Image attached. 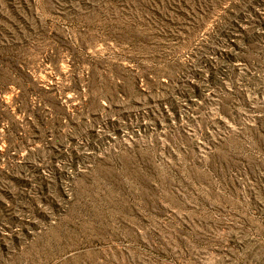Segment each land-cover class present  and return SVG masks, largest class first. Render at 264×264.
I'll list each match as a JSON object with an SVG mask.
<instances>
[{"label": "rangeland", "instance_id": "1", "mask_svg": "<svg viewBox=\"0 0 264 264\" xmlns=\"http://www.w3.org/2000/svg\"><path fill=\"white\" fill-rule=\"evenodd\" d=\"M0 264H264V0H0Z\"/></svg>", "mask_w": 264, "mask_h": 264}]
</instances>
